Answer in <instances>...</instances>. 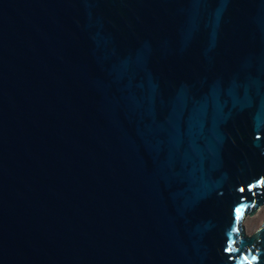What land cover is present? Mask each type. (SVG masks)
I'll return each instance as SVG.
<instances>
[{"label":"water","instance_id":"obj_1","mask_svg":"<svg viewBox=\"0 0 264 264\" xmlns=\"http://www.w3.org/2000/svg\"><path fill=\"white\" fill-rule=\"evenodd\" d=\"M264 0H0V264H264Z\"/></svg>","mask_w":264,"mask_h":264},{"label":"rangeland","instance_id":"obj_2","mask_svg":"<svg viewBox=\"0 0 264 264\" xmlns=\"http://www.w3.org/2000/svg\"><path fill=\"white\" fill-rule=\"evenodd\" d=\"M264 221V206H262L254 216L246 217L243 225L247 235L252 234L255 232Z\"/></svg>","mask_w":264,"mask_h":264}]
</instances>
